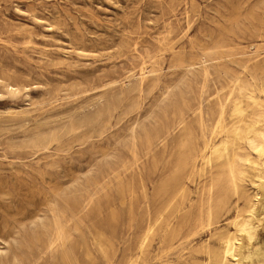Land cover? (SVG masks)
I'll return each instance as SVG.
<instances>
[{
    "label": "rangeland",
    "instance_id": "374dc122",
    "mask_svg": "<svg viewBox=\"0 0 264 264\" xmlns=\"http://www.w3.org/2000/svg\"><path fill=\"white\" fill-rule=\"evenodd\" d=\"M205 50L204 83L180 56ZM237 74H264V0H0V77L19 87L0 85V264H69L46 247L51 195L81 208L72 264H202L245 194L225 186L208 218L209 168L190 175L203 143L196 107L209 129L216 92Z\"/></svg>",
    "mask_w": 264,
    "mask_h": 264
},
{
    "label": "bare ground",
    "instance_id": "6f19581e",
    "mask_svg": "<svg viewBox=\"0 0 264 264\" xmlns=\"http://www.w3.org/2000/svg\"><path fill=\"white\" fill-rule=\"evenodd\" d=\"M217 49L216 51L219 50ZM258 49L259 45L255 44L253 52ZM210 51L205 50L200 57L198 54L181 55L180 65L191 71L196 63H199L205 83L210 74L209 67L213 65L208 57ZM218 52L219 56H222V51ZM250 54H246L248 61L252 59ZM246 65H243L244 69ZM146 76V72L141 71L136 77L138 84H142ZM0 85L5 86L10 92L19 90L18 85L2 77ZM214 98L216 107L212 111L213 119L211 118L209 129L206 124L208 112L202 101L196 107L203 143L199 151L192 155L190 175L196 170L209 168L211 174L204 201L208 218L215 210L219 211L225 205V186H229L234 193L245 194V197L243 205L237 207L235 213L227 220L232 229L220 232L217 248L212 250L208 244H203L202 250L207 258L202 264H264V239L260 235V230L264 226V74L260 78L251 79L237 74L231 79L227 90L217 91ZM176 121L179 127L183 128L186 125L183 111H179ZM189 134L190 131L182 137V143ZM183 163L186 162L183 160L181 164ZM214 167H218L216 172H212ZM246 181L253 185L251 190L246 187ZM185 191L186 185L180 182L176 185L174 194L180 196ZM217 193H220L219 196H216ZM92 200L93 196H88L83 206L89 205ZM47 204L52 216V231L46 247L51 251L60 250L62 257L72 264L74 258L70 244L72 227L70 221L74 227H80L81 208L75 209L68 201L60 202L58 197L53 195L48 198ZM154 228L155 222L148 224L138 245L140 251L144 249ZM97 247L103 252L100 243H97ZM34 261L33 258L14 257L12 262L34 264ZM129 264H137V260Z\"/></svg>",
    "mask_w": 264,
    "mask_h": 264
}]
</instances>
